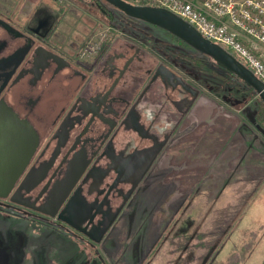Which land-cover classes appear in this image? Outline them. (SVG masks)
<instances>
[{"label": "rangeland", "instance_id": "rangeland-1", "mask_svg": "<svg viewBox=\"0 0 264 264\" xmlns=\"http://www.w3.org/2000/svg\"><path fill=\"white\" fill-rule=\"evenodd\" d=\"M110 8L113 20L83 0H0L4 16L53 20L52 40L77 46L79 61L90 66L82 71L92 102L118 77L109 95L118 122L108 148L99 150L110 126L104 123L54 183L75 181L64 208L45 213L47 220L22 213L39 214L28 203L52 208L48 194L34 198L48 164L22 178L14 194L25 202L16 203L20 210L0 206V264H264V119L256 95L211 58L195 65L184 54L204 55L165 29ZM79 78H54L27 115L43 140L38 150L60 128L55 115ZM97 144V159L86 169ZM75 172L83 177L72 190ZM9 197L0 200L12 203ZM95 197L98 205L113 204L108 214L93 211L90 222ZM59 218L81 224L69 225L88 232L91 244L65 242L49 223L64 222Z\"/></svg>", "mask_w": 264, "mask_h": 264}, {"label": "flooded vegetation", "instance_id": "flooded-vegetation-1", "mask_svg": "<svg viewBox=\"0 0 264 264\" xmlns=\"http://www.w3.org/2000/svg\"><path fill=\"white\" fill-rule=\"evenodd\" d=\"M83 1L88 2L89 6L97 8L107 20L114 19L113 11L110 8L112 5L110 3L104 0ZM45 6L46 11H48L49 5L45 4ZM35 8L24 12V14H31V11ZM16 15L17 14L12 17L9 15L4 16L0 13V34L5 35L9 39L1 40L0 38V108H6L18 117L27 120V115L35 111L37 103L41 101L42 93L46 90V86L52 83L54 78L58 76H66L69 78L75 76L80 77L79 84L68 95V99L63 101L55 115V123L57 118L60 119L57 124L58 127L61 122L60 128H58L56 132L55 130L51 131L52 134L50 138L43 142L44 144L39 150L38 146L40 141L43 140L37 134L38 142L36 148L26 167L13 185L15 188L11 191L12 187L8 193L10 194L9 198H11L13 202L7 203L8 205L0 204V206H7L20 210L16 203L20 202L23 204L25 202H22V200L20 201L17 198L18 195L14 194L16 193L17 187L21 183L22 178H24L26 174H29V172H34L36 170L34 165L42 166L48 164L47 171L49 172H46V179L37 190L34 198L37 199V202H40L41 199L48 194L52 208L49 206L42 207L27 202L29 207L41 208L45 212L40 211L38 212L39 214H34L30 212L25 213V210H22V213H25L26 215L47 220L48 217L45 213L57 212L58 208L59 210L61 207V209H63L67 201L69 202L70 198H68V195L70 192L67 196L66 194L75 182L73 181V183L67 186L55 185L54 183L58 180L57 178L60 176L61 169H65L67 161L72 158L78 150L86 148L85 145L88 142V139L89 141L94 140L95 137H91L95 133L94 128L102 129L105 127L104 123H109L111 127L109 126L107 134L101 136L99 141V145H102L101 147L98 144L96 149L90 146L92 150L87 161L86 169L88 166L95 163L98 155V147H100L99 150L101 148H108L109 140H111L114 128L118 122L115 121L116 115H113L117 114L118 111L116 112V110L111 108V105L109 104V95L111 94L118 77L113 80L108 90H106L98 102H92V97L90 96L92 88L90 87V84L87 83L89 74L82 71L83 67L86 68L87 71H90V66L86 67L79 61L77 46L71 44L70 46L62 47L58 42L52 40L51 28L53 20L49 22L33 20L24 23L23 20L17 19ZM23 24L26 25L23 26ZM112 25L114 26L115 24L112 23ZM118 75H121V71ZM105 105L107 111L103 108ZM54 110L56 109L50 108L48 111L50 113ZM83 118L86 119L85 123L78 126V124L82 123ZM70 119H73V121H70ZM52 140H54V143ZM73 176H75L73 179H76L77 181L72 187V190L77 187V183L80 182L83 173L79 176V173L75 172ZM117 176L118 174L116 177ZM116 177L114 179H116ZM101 190L98 191L96 195L97 198L100 195ZM13 196L14 198H12ZM96 197L90 205L87 213V217L91 219L89 220L90 222L94 220L95 217L93 216L90 218L93 211H96L95 215L99 212H101V214L103 212L108 214V206L113 204L110 200L108 201V206L98 205V199ZM71 201L72 204L76 205L75 201L73 202V199ZM0 202L6 203L1 200ZM75 205H72L71 207L73 208ZM62 216H64V214H62ZM65 217L68 219L67 216ZM63 219L64 218H61L60 220L64 222L53 221L49 223L53 228H58L61 232L63 231L67 233L70 238L80 243L85 242L91 244L86 240L88 239V232L77 231L69 225L71 224L74 227L77 226L82 229L81 224L73 218L72 220L74 222L71 221L73 223L68 222L69 220L66 221ZM90 222H88L85 227H88Z\"/></svg>", "mask_w": 264, "mask_h": 264}, {"label": "water", "instance_id": "water-1", "mask_svg": "<svg viewBox=\"0 0 264 264\" xmlns=\"http://www.w3.org/2000/svg\"><path fill=\"white\" fill-rule=\"evenodd\" d=\"M128 17L159 26L252 87L264 103V83L250 69L219 44L203 37L190 23L167 8L133 4L126 0H104ZM38 142L32 125L6 108H0V197L6 196L26 167ZM18 189V188H17ZM8 205L7 203H2ZM45 212L43 209H38ZM28 213L27 211H24ZM51 215L54 212L50 213Z\"/></svg>", "mask_w": 264, "mask_h": 264}, {"label": "built area", "instance_id": "built-area-1", "mask_svg": "<svg viewBox=\"0 0 264 264\" xmlns=\"http://www.w3.org/2000/svg\"><path fill=\"white\" fill-rule=\"evenodd\" d=\"M154 1L238 57L264 83V0Z\"/></svg>", "mask_w": 264, "mask_h": 264}, {"label": "trees", "instance_id": "trees-1", "mask_svg": "<svg viewBox=\"0 0 264 264\" xmlns=\"http://www.w3.org/2000/svg\"><path fill=\"white\" fill-rule=\"evenodd\" d=\"M126 1H129V0H126ZM143 4V3H142ZM129 18H131V17H129ZM181 43L183 42V43H185L184 41H182L181 39H179V38H177ZM187 46H189V47H191L190 45H188L187 43H185ZM191 48H193V47H191ZM193 49H195V48H193ZM196 50V49H195ZM198 51V50H197ZM181 52V51H180ZM199 52V51H198ZM182 53V52H181ZM201 53V52H200ZM201 54H203L204 56H198V55H195V54H184V56H186V58H188V59H190L195 65H198V66H201V65H204L205 64V59H207V58H210L209 56H207L206 54H204V53H201ZM222 69H224V68H222ZM227 71V70H226ZM227 73L228 74H230V75H233V76H236V75H234L233 73H231V72H229V71H227ZM242 87V89H249V90H251L255 95H256V97H257V103H258V108H257V113H259L261 116H262V118L264 119V103L262 102V100L260 99V97L258 96V94L255 92V90L252 88V87H250V86H248V85H246L242 80H240V83H239V88H241Z\"/></svg>", "mask_w": 264, "mask_h": 264}, {"label": "crops", "instance_id": "crops-1", "mask_svg": "<svg viewBox=\"0 0 264 264\" xmlns=\"http://www.w3.org/2000/svg\"><path fill=\"white\" fill-rule=\"evenodd\" d=\"M62 236H63V238H64V241H65V239H67L66 237H68L70 240H72V241H74V242H76V243H80V242H78V241H76V240H74V239H72V238H70L68 235H67V233H65V232H63L62 233ZM66 242V241H65ZM62 244L64 245V243L62 242ZM61 244V245H62ZM37 249V248H36ZM80 258V257H79ZM78 260H80V259H78Z\"/></svg>", "mask_w": 264, "mask_h": 264}]
</instances>
